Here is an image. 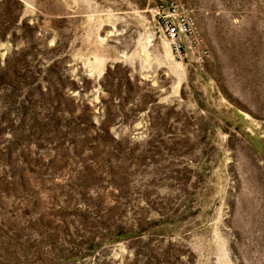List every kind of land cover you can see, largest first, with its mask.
<instances>
[{"label": "rangeland", "instance_id": "obj_1", "mask_svg": "<svg viewBox=\"0 0 264 264\" xmlns=\"http://www.w3.org/2000/svg\"><path fill=\"white\" fill-rule=\"evenodd\" d=\"M0 264H264V0H0Z\"/></svg>", "mask_w": 264, "mask_h": 264}, {"label": "built area", "instance_id": "obj_2", "mask_svg": "<svg viewBox=\"0 0 264 264\" xmlns=\"http://www.w3.org/2000/svg\"><path fill=\"white\" fill-rule=\"evenodd\" d=\"M168 38L173 41L175 44H179V27L175 25H170L167 27Z\"/></svg>", "mask_w": 264, "mask_h": 264}]
</instances>
